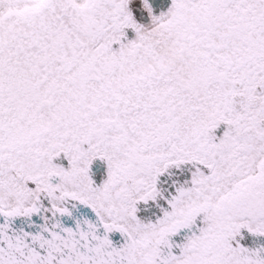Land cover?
<instances>
[{
  "label": "snow or ice",
  "instance_id": "obj_1",
  "mask_svg": "<svg viewBox=\"0 0 264 264\" xmlns=\"http://www.w3.org/2000/svg\"><path fill=\"white\" fill-rule=\"evenodd\" d=\"M0 264H264V0H0Z\"/></svg>",
  "mask_w": 264,
  "mask_h": 264
}]
</instances>
